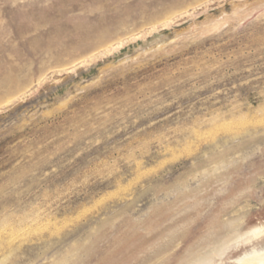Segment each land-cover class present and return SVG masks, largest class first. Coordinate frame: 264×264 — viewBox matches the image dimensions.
I'll use <instances>...</instances> for the list:
<instances>
[{
    "label": "rangeland",
    "instance_id": "374dc122",
    "mask_svg": "<svg viewBox=\"0 0 264 264\" xmlns=\"http://www.w3.org/2000/svg\"><path fill=\"white\" fill-rule=\"evenodd\" d=\"M260 225L264 0H0V264H190Z\"/></svg>",
    "mask_w": 264,
    "mask_h": 264
},
{
    "label": "bare ground",
    "instance_id": "6f19581e",
    "mask_svg": "<svg viewBox=\"0 0 264 264\" xmlns=\"http://www.w3.org/2000/svg\"><path fill=\"white\" fill-rule=\"evenodd\" d=\"M264 236V225L253 228L246 234H236L225 240L219 247L215 248L210 254L197 257L195 261L189 262L190 264H215L219 257H222L230 247L235 244L249 243ZM207 254V253H206ZM201 255V254H200ZM198 255V256H200ZM193 260V259H192ZM187 264V263H186ZM236 264H264V250L254 249L250 253L245 254L242 258L238 259Z\"/></svg>",
    "mask_w": 264,
    "mask_h": 264
}]
</instances>
